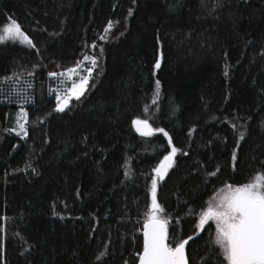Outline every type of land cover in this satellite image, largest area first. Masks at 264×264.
Segmentation results:
<instances>
[{
	"label": "trees",
	"instance_id": "trees-1",
	"mask_svg": "<svg viewBox=\"0 0 264 264\" xmlns=\"http://www.w3.org/2000/svg\"><path fill=\"white\" fill-rule=\"evenodd\" d=\"M13 20L32 45L0 42V264H138L154 178L169 245L227 264L200 215L264 174V0H0V33Z\"/></svg>",
	"mask_w": 264,
	"mask_h": 264
},
{
	"label": "snow or ice",
	"instance_id": "snow-or-ice-1",
	"mask_svg": "<svg viewBox=\"0 0 264 264\" xmlns=\"http://www.w3.org/2000/svg\"><path fill=\"white\" fill-rule=\"evenodd\" d=\"M111 27L112 24L109 23L105 32ZM104 38L101 37V39ZM9 39L32 45L31 39L22 32L20 25L14 20L0 33V42ZM84 59H91L95 66L94 59L88 56ZM79 67H82V63L77 65V68ZM156 67H160L159 62ZM68 71L74 73L76 69ZM87 71L88 76L81 77L78 84L73 83L63 98L57 97L56 111L63 112L69 106L71 99L78 100L83 95L91 75V69ZM50 75L56 76L57 74L50 73ZM158 92L159 82H157V94ZM134 123L146 129L142 132L143 135L152 134L148 121L137 119ZM20 128L23 129L24 125L20 124ZM137 130L140 131V127ZM177 151L178 149L173 147L154 170L160 180H163L168 169L172 167ZM156 189L157 179L154 178L152 180V204L143 233V251L139 255L140 264H188L184 251L187 241L175 247H171L166 242L167 221L158 218L157 213L162 212L163 209L157 203ZM222 193L214 198L215 203H210L207 210L201 213L199 227L202 229L212 220L216 222L215 243L221 248L227 264H264V174H258L251 182L243 186L227 185Z\"/></svg>",
	"mask_w": 264,
	"mask_h": 264
},
{
	"label": "rangeland",
	"instance_id": "rangeland-1",
	"mask_svg": "<svg viewBox=\"0 0 264 264\" xmlns=\"http://www.w3.org/2000/svg\"><path fill=\"white\" fill-rule=\"evenodd\" d=\"M11 23V22H10ZM10 23H8V25L10 24ZM9 40H12V39H9ZM13 41H17V42H20L19 40H13ZM21 43V42H20ZM23 44H26V43H23ZM29 45V44H28ZM82 63V67H79V68H77V66L76 67H74V68H72V69H76V72H74V73H71V72H69L68 70H66L64 73H63V75H61L62 77H64V80H63V82H62V84L63 85H67L68 87L66 88V91L65 92H63V93H60V94H58V96L57 97H61V98H63L66 94H67V91H68V89H70L71 87H72V85H73V83H79L80 82V79H81V77H84V76H88V69H91V72H92V69H93V64H92V60H83V61H81L79 64H81ZM90 78V77H89ZM88 81H89V79H88ZM86 88H87V86H86ZM85 91H86V89H85ZM85 91H84V93H85ZM84 93H83V95H84ZM83 95H81L80 97H82ZM58 104V103H57ZM20 124H23L24 125V128L23 129H21L20 128ZM28 124H29V111L27 110V108H22L21 110H20V112L18 113V121H17V131L19 132V133H21L22 135H28V131H29V129H28ZM172 148H173V146L171 147V150H172ZM171 152V151H170ZM169 152V153H170ZM168 153V154H169ZM167 154V155H168ZM166 155V156H167ZM164 159V158H163ZM173 160H174V158H173ZM243 185H245V184H243ZM243 185H232L233 187H237V186H243ZM226 189V187H224L223 189H221L214 197H213V199H212V201H211V203H215L216 201L214 200V198H217L219 195H222L223 193H222V190H225ZM207 210V209H206ZM160 218H162V217H160ZM163 219V218H162ZM214 221V220H213ZM215 222V221H214ZM215 224H216V222H215ZM172 247V246H171Z\"/></svg>",
	"mask_w": 264,
	"mask_h": 264
},
{
	"label": "water",
	"instance_id": "water-1",
	"mask_svg": "<svg viewBox=\"0 0 264 264\" xmlns=\"http://www.w3.org/2000/svg\"><path fill=\"white\" fill-rule=\"evenodd\" d=\"M147 121V120H146ZM148 124H149V122H148ZM150 125V124H149ZM135 126H136V128H138V127H140V133H142L143 131H146V129H144V127L141 125V126H138V125H136L135 124ZM150 129H151V131H152V133H153V129L151 128V126H150ZM159 219H162V218H160V217H158ZM162 220H164V219H162ZM148 221V220H147ZM146 221V222H147ZM145 222V223H146ZM145 223H144V225H143V233H144V230H145ZM167 230V229H166ZM167 235H168V233H167ZM167 243H168V240L166 241ZM169 244V243H168ZM184 251H185V255H186V258H187V262H188V264H189V257H188V254H187V250H186V245H185V249H184ZM142 254V253H141ZM138 264H140V260H138Z\"/></svg>",
	"mask_w": 264,
	"mask_h": 264
}]
</instances>
